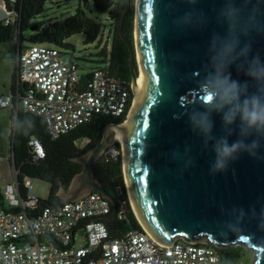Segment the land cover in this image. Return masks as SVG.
<instances>
[{
	"label": "water",
	"instance_id": "water-1",
	"mask_svg": "<svg viewBox=\"0 0 264 264\" xmlns=\"http://www.w3.org/2000/svg\"><path fill=\"white\" fill-rule=\"evenodd\" d=\"M132 6L118 24L136 98L121 144L136 217L161 247H244L255 252L253 264H264V126L249 128L239 112L225 123L237 101L219 100L230 73L239 103L256 96L264 107V0H135L133 43L123 31ZM206 92L218 93L212 105ZM119 125H107L99 144L74 159L83 169L57 193L62 203L100 193L114 209L105 222L117 219L118 205L94 167L117 142L108 129ZM222 140L239 148L218 168Z\"/></svg>",
	"mask_w": 264,
	"mask_h": 264
},
{
	"label": "built area",
	"instance_id": "built-area-1",
	"mask_svg": "<svg viewBox=\"0 0 264 264\" xmlns=\"http://www.w3.org/2000/svg\"><path fill=\"white\" fill-rule=\"evenodd\" d=\"M103 61L100 67L86 72L70 48L29 45L16 59L17 81L23 94L0 98V108L17 111L22 107L41 118L54 138L96 117L127 118L135 95L133 82L111 75L109 59L103 57ZM84 76H89L85 84ZM30 146L37 159L45 158L40 140L32 139ZM118 156L116 144L104 155ZM13 173L15 185L8 184L2 190L10 208L0 206V264H226L222 249L181 240L164 248L143 227V231L112 238L102 217L111 215L114 209L100 193L41 207L39 199L31 194L34 181L26 179L24 198L15 168ZM17 208L21 211H12ZM117 219H124V211L119 208Z\"/></svg>",
	"mask_w": 264,
	"mask_h": 264
},
{
	"label": "trees",
	"instance_id": "trees-1",
	"mask_svg": "<svg viewBox=\"0 0 264 264\" xmlns=\"http://www.w3.org/2000/svg\"><path fill=\"white\" fill-rule=\"evenodd\" d=\"M7 4V11L16 16H9V23L6 20L0 21V45H12L9 53L17 59L19 53L28 45L54 44L62 48H70L76 52L75 46L68 40L75 35H84L86 46L98 42L100 47L103 32L102 24L88 14L92 10L96 14L108 15V18L115 23V30L112 36L111 48L104 46L101 55L108 58L110 62L109 72L111 75L132 81L129 65V48L125 40L119 34V19L128 6L129 0H87L90 8L83 9L82 4L75 13L64 20H47L43 18L47 3H54L59 0H4ZM86 1V0H85ZM123 24V31L131 41L134 42V4ZM93 7V8H92ZM89 76L83 77V84ZM12 94H23V87L18 85L17 77L14 75L11 86ZM15 124L10 136L11 158L10 163L18 172V184L21 194L26 198L27 190L25 181L27 178L40 180L51 186V192L47 200H40L41 207L54 206L62 203L57 196L61 185L68 187L72 179L82 171L81 164L74 159L83 156L93 149L102 139L104 130L109 124H122L126 117L121 119H108L96 117L92 122L80 126L76 130L54 138L48 131L45 122L32 114H29L20 107L13 110ZM32 139L42 142L45 150V158L37 159L34 150L30 146ZM86 140L88 144L83 148L78 143ZM119 151L117 158H101L94 167V176L99 180L106 191L111 194L118 205L119 210L124 211V219H115L106 222L112 238H118L130 231H143L142 226L136 217L131 206L122 164V147L116 142ZM13 157V158H12ZM0 206L9 210L5 202L3 191L0 187ZM20 212L19 208L12 210ZM226 261L234 260L240 255L239 248L222 250Z\"/></svg>",
	"mask_w": 264,
	"mask_h": 264
},
{
	"label": "rangeland",
	"instance_id": "rangeland-1",
	"mask_svg": "<svg viewBox=\"0 0 264 264\" xmlns=\"http://www.w3.org/2000/svg\"><path fill=\"white\" fill-rule=\"evenodd\" d=\"M80 4H82L83 9L90 8L91 6V3L87 2V0H59L54 3H47L43 18L47 20H64L73 15ZM87 12L91 18L97 19L103 26L100 47L98 42L86 46L84 44V35H75L68 40L69 43L75 46L77 62L80 68L86 72L104 64L101 51L106 45L108 46V50L110 49L113 32L115 30V23L108 18V15L96 14L93 9ZM27 46L29 45L27 44ZM11 47L12 45H0V98L10 96L14 75L18 77L16 60L9 53ZM13 115L15 116V113L11 108H0V187L3 191H5L8 184L13 183L15 185L14 168L9 161L11 157L10 136L15 124ZM87 144L88 142L83 140L78 143V147L83 148ZM50 192L51 186L48 183L34 180L31 191L33 196L40 200H47ZM233 248H239L240 255L234 260L226 261V264H253L256 255L255 252L246 250L244 247Z\"/></svg>",
	"mask_w": 264,
	"mask_h": 264
},
{
	"label": "clouds",
	"instance_id": "clouds-1",
	"mask_svg": "<svg viewBox=\"0 0 264 264\" xmlns=\"http://www.w3.org/2000/svg\"><path fill=\"white\" fill-rule=\"evenodd\" d=\"M258 56L254 57V62H258ZM246 75L256 76L253 72H248ZM231 79V75L229 73L228 76L224 78L223 84L226 85L222 94L219 95V100L221 101V106L223 104H232L233 101H237L236 105L233 108H230L227 113L222 116V120L225 123H231L235 119V115L237 112L241 115V121L243 124H246L249 128L254 126H264V107H261L259 99L256 96H252L250 99H245L242 104L239 103L238 97V87L239 84L237 81H231L229 84V80ZM247 87V85H245ZM207 104L212 105L218 97V93L216 92H206ZM211 128L210 123H205V131ZM239 148V143H234L231 146L228 145L226 140H222L219 147L216 148L218 160L216 166L218 168L223 167V157L230 156L233 152H235Z\"/></svg>",
	"mask_w": 264,
	"mask_h": 264
},
{
	"label": "bare ground",
	"instance_id": "bare-ground-1",
	"mask_svg": "<svg viewBox=\"0 0 264 264\" xmlns=\"http://www.w3.org/2000/svg\"><path fill=\"white\" fill-rule=\"evenodd\" d=\"M135 95H134V101H133V105H134V102H135ZM132 105V106H133ZM132 108V107H131ZM129 115V113H128ZM128 118V117H127ZM126 121L127 119L122 123L120 124L119 126H113V127H110L108 129L109 132L113 133L115 135V138H116V141L120 143V145L122 144V139H123V135H124V130H125V125H126ZM122 147V146H121ZM122 164H123V155H122ZM126 182V181H125ZM129 196V195H128ZM130 200V199H129ZM131 203V202H130ZM132 206V205H131Z\"/></svg>",
	"mask_w": 264,
	"mask_h": 264
},
{
	"label": "crops",
	"instance_id": "crops-1",
	"mask_svg": "<svg viewBox=\"0 0 264 264\" xmlns=\"http://www.w3.org/2000/svg\"><path fill=\"white\" fill-rule=\"evenodd\" d=\"M9 16V12L7 11V9L3 6H1V3H0V21H3L5 20L7 17ZM12 86V84H11ZM12 93V91H11Z\"/></svg>",
	"mask_w": 264,
	"mask_h": 264
},
{
	"label": "flooded vegetation",
	"instance_id": "flooded-vegetation-1",
	"mask_svg": "<svg viewBox=\"0 0 264 264\" xmlns=\"http://www.w3.org/2000/svg\"><path fill=\"white\" fill-rule=\"evenodd\" d=\"M110 48H111V47H110ZM136 67H137V71L139 72L140 69H139V64H138V63H136ZM130 71H131V69H130Z\"/></svg>",
	"mask_w": 264,
	"mask_h": 264
}]
</instances>
